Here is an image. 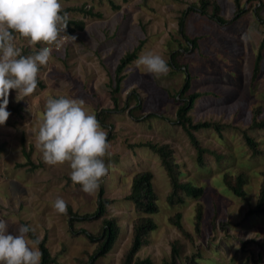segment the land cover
I'll return each instance as SVG.
<instances>
[{
	"label": "rangeland",
	"instance_id": "rangeland-1",
	"mask_svg": "<svg viewBox=\"0 0 264 264\" xmlns=\"http://www.w3.org/2000/svg\"><path fill=\"white\" fill-rule=\"evenodd\" d=\"M112 1L119 7L115 8L111 0H60L62 8L85 4L102 15L69 12L70 17L83 19L86 25L71 34L76 41L53 49L49 63L40 68L38 78L44 87L38 85L31 96L19 100L16 91H10L9 100L19 106L20 112H13L8 106L11 115L0 126V142L6 143L0 152V219L8 222L14 235L22 221H28L39 237L48 236L52 253L59 252V264H80L93 253L96 242L71 231L70 216L56 212L53 204L62 197L80 214L94 212L103 187L104 196L109 199L106 215L117 217L121 230L111 250L95 264H121L130 244L132 220L139 214L126 198L131 179L136 171L150 169L154 173L159 212L154 214L157 228L148 233L149 242L138 252L141 257L150 256L156 264H162L170 257L171 242L179 239L184 245L179 264H190L186 257L197 252L201 253L198 259L202 264H264V215L248 214L258 199L264 154L253 155L242 133L247 129L264 147V129L249 127L254 106L262 105L264 114V47H260L264 38V0H241L246 11L225 24L197 10L190 11L185 16V30L189 37L199 38L198 46L190 48L180 32L179 18L184 9L198 0ZM218 1L222 15L234 19L235 0ZM17 45L22 51H33L23 38L17 40ZM44 46L37 44L35 49ZM137 47L138 57L123 72L125 78L115 93V104L111 89L116 65L127 51ZM177 49L181 50L178 62L189 65L191 90L208 92L190 109L194 120L213 119L228 125L223 135L213 128L196 132L204 145L220 154H206L204 165L198 164L194 147L176 121L181 102L176 93L184 82V67L168 64V75L157 78L136 63L149 51L168 62ZM261 49L263 59L254 76ZM132 94L137 97L130 98ZM61 96L83 100L86 110L94 113L108 132L111 156L104 160L110 166L109 174L91 194L73 184L68 163L46 164L36 144L47 100ZM102 109L111 110L106 124L98 117ZM151 114L154 116L149 117ZM148 140L173 147L180 177L205 187L199 199L183 194L184 203L168 201L171 185L159 155L137 145ZM23 149L30 150L37 166L25 164L28 159ZM241 170L249 177L245 198L236 196L223 182L227 172L235 174ZM198 200L204 206L201 235L194 228ZM177 211H182L183 223L194 234L193 240L184 237L170 222ZM101 219H81L75 221L74 227L97 233Z\"/></svg>",
	"mask_w": 264,
	"mask_h": 264
},
{
	"label": "clouds",
	"instance_id": "clouds-1",
	"mask_svg": "<svg viewBox=\"0 0 264 264\" xmlns=\"http://www.w3.org/2000/svg\"><path fill=\"white\" fill-rule=\"evenodd\" d=\"M68 26L67 14L60 0H0V126L11 113L7 110L10 91L17 99L31 96L38 87V74L59 49L75 36L62 35ZM23 38L33 47V54L22 55L17 40ZM46 45L38 51L35 45ZM148 73L159 78L171 71L163 56L149 51L136 61ZM36 144L48 165L69 164L70 179L83 192L96 191L109 174L104 157L111 156L108 132L96 115L86 110L83 100L61 96L49 98L42 115ZM53 207L67 214L68 203L57 197ZM35 229L20 225L17 234L9 231L6 220L0 219V264H41L43 253L39 239H30Z\"/></svg>",
	"mask_w": 264,
	"mask_h": 264
},
{
	"label": "trees",
	"instance_id": "trees-1",
	"mask_svg": "<svg viewBox=\"0 0 264 264\" xmlns=\"http://www.w3.org/2000/svg\"><path fill=\"white\" fill-rule=\"evenodd\" d=\"M112 5L117 8L119 7L114 1L111 0ZM236 4V16L234 19H227L222 15V6L218 0H198L197 2L189 5L186 9L182 11V15L179 18V28L182 35L187 39V47H197L198 46V37H189L185 30V16L187 13L193 10H197L203 15H209L213 20L218 21L219 23L225 24L237 20L243 11H246L244 5H242L241 0H235ZM63 9V12L67 14L68 26L66 32L68 34H73L77 29L85 28V21L83 19H77L70 17L69 12H79L91 16H101L102 13L93 11L92 7L87 8L85 4L75 5V6H66ZM40 45V44H38ZM260 47H264V38L261 41ZM137 47L134 50L127 51L120 59L116 65L115 69V84L111 89V97L115 104H117V97L115 93L120 91L121 84L125 78L124 70L125 68L138 57ZM32 50L24 49L22 55L27 56L31 53ZM181 53L180 49L174 50L172 52V57L168 61V64L176 68L184 67L185 77L184 82L177 91L176 95L178 99L181 100L180 104L176 110V121L182 126L186 132L191 145L196 151V160L198 164L204 165L206 161V154H216L219 156L217 150L209 148L204 145L201 139L197 135V131L204 128H213L220 135H223L225 128L228 126L226 123H223L219 120L205 119V120H194L193 116L190 114V109L193 107L195 101L202 96L203 94H208V92L191 90L192 88V74L189 70L188 64H180L177 60V56ZM263 50L261 49L257 55L256 67L259 65L260 60L263 59ZM258 67L254 68L253 75L255 76ZM38 85L44 87L42 80L38 78ZM137 97V95H129L130 98ZM138 100V99H137ZM13 112H20V108L17 105H14L9 100L8 105ZM111 112L109 109H102L98 113L99 120L105 122V118L108 113ZM154 116V114L149 115V117ZM249 127L254 129H264V114L263 106L256 105L252 110V117ZM243 139L245 143L249 146L253 155H263L264 147L262 146L261 140L255 138L250 134L247 129H243ZM137 145L146 146L151 149L154 153L158 154L160 157L161 164L167 171L169 177V183L171 185V191L167 196L168 201L171 204L184 203L185 199L183 194L187 196H192L196 199H199L200 196L205 192V187L202 185L194 184L188 179H182L180 177L179 163L176 160L174 155L173 147L166 142H154L151 140L143 141L137 143ZM6 143L0 142V152L5 149ZM25 151V155L28 159L27 165L37 166L31 159V152ZM262 182L259 189V195L257 202L254 206L250 207L248 214H257L264 215V170L262 171ZM154 173L150 169H142L136 171L131 179L130 192L127 195L135 210L139 213L132 220V232L131 240L128 248L123 254L121 264H156L152 257L145 256L141 257L138 252L139 250L149 242L148 233L157 228V222L154 218V214L159 212L158 204V193L156 192L153 184ZM224 185L228 190H231L236 196L245 198L247 195L246 186L249 184V177L245 171H238L235 174L226 173L223 177ZM104 188L102 187L99 192L98 206L94 212H87L80 214L78 211L73 210V208L68 205L67 214L70 216L71 231L76 233L84 234L88 239L93 242H96V247L93 253L90 254L88 259L80 260V264H95V261L101 257L105 256L111 248L114 246L117 238L120 234L121 226L115 216H107L106 212L109 206V199L104 196ZM204 215V206L198 200L196 204V214L194 221L195 232L198 235L202 233V221ZM93 216L102 217L100 230L97 233L87 231L85 228H75V221L79 220H89ZM170 222L177 227L181 234L193 240L194 234L186 228L183 223V213L182 211H177L174 215L170 217ZM23 225H30L28 221H22ZM31 226V225H30ZM29 238L39 239V248L43 253L41 264H59V252L52 253L51 248L48 244V236L44 235L39 237L36 232L29 233ZM254 240V239H250ZM249 240V241H250ZM246 242H244L245 244ZM264 246V241L262 243ZM171 253L169 258H165L162 264H179V260L182 257L184 252V245L179 239H174L171 242ZM201 257V253H193L186 257L188 263L190 264H202L198 259ZM187 264V263H184ZM246 264V263H245Z\"/></svg>",
	"mask_w": 264,
	"mask_h": 264
},
{
	"label": "built area",
	"instance_id": "built-area-1",
	"mask_svg": "<svg viewBox=\"0 0 264 264\" xmlns=\"http://www.w3.org/2000/svg\"><path fill=\"white\" fill-rule=\"evenodd\" d=\"M65 34H67V35H70V36H72L71 34H68L67 32L66 33H62V35H65ZM71 40L69 39L65 44H67L68 42H70ZM65 44H63V45H65ZM46 46V45H45ZM53 49H56L55 48V45H52L51 46ZM60 49V48H59ZM56 50H58V49H56Z\"/></svg>",
	"mask_w": 264,
	"mask_h": 264
},
{
	"label": "bare ground",
	"instance_id": "bare-ground-1",
	"mask_svg": "<svg viewBox=\"0 0 264 264\" xmlns=\"http://www.w3.org/2000/svg\"><path fill=\"white\" fill-rule=\"evenodd\" d=\"M33 52V51H32ZM26 119V118H25Z\"/></svg>",
	"mask_w": 264,
	"mask_h": 264
}]
</instances>
